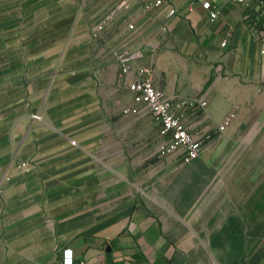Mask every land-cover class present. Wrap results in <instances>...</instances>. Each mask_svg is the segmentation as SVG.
I'll return each mask as SVG.
<instances>
[{
  "label": "crops",
  "instance_id": "crops-1",
  "mask_svg": "<svg viewBox=\"0 0 264 264\" xmlns=\"http://www.w3.org/2000/svg\"><path fill=\"white\" fill-rule=\"evenodd\" d=\"M120 1L0 0V264H264L262 0ZM140 67L196 158L123 111Z\"/></svg>",
  "mask_w": 264,
  "mask_h": 264
},
{
  "label": "built area",
  "instance_id": "built-area-1",
  "mask_svg": "<svg viewBox=\"0 0 264 264\" xmlns=\"http://www.w3.org/2000/svg\"><path fill=\"white\" fill-rule=\"evenodd\" d=\"M128 0H121L120 5L127 3ZM242 3H247L248 0H237ZM164 0H149L144 3V9H151L159 7L163 4ZM264 5V0H262ZM202 4L209 10L211 19L218 16L219 10L216 8L213 0H202ZM175 12V8H171L169 13ZM105 20H102L96 24L93 28L94 35L104 27ZM258 35L262 41L259 47L260 53L264 55V28L259 27ZM225 44V41L222 42ZM116 59L120 65L119 77H124L131 72V62L136 57L141 55V52H128L121 49H115L113 51ZM148 69L146 67H140L137 74L128 81L129 89L133 94V103L123 108L125 113H136L139 111V105L144 104L147 106L157 124L161 127L163 133V140L158 146V151L162 155L177 152L180 154L184 161H189L199 156L203 146V139L194 136V134L187 128L183 121L184 113L177 111L173 106L172 99L169 98L165 92L152 82L147 75ZM205 104L206 101L202 100ZM34 118L42 119L43 116L39 113L32 114ZM229 122L228 119L219 126L220 129L224 128L225 124ZM75 143V140H72ZM26 162H22L25 165ZM64 264H74L72 256V248H65L63 250ZM82 263V261H81Z\"/></svg>",
  "mask_w": 264,
  "mask_h": 264
},
{
  "label": "rangeland",
  "instance_id": "rangeland-1",
  "mask_svg": "<svg viewBox=\"0 0 264 264\" xmlns=\"http://www.w3.org/2000/svg\"><path fill=\"white\" fill-rule=\"evenodd\" d=\"M98 35V34H97ZM113 53V52H112ZM113 55H114V53H113ZM115 56V55H114ZM116 58V57H115ZM118 61V60H117ZM119 63V62H118ZM139 112V111H138ZM138 112H136V113H129V114H137Z\"/></svg>",
  "mask_w": 264,
  "mask_h": 264
}]
</instances>
